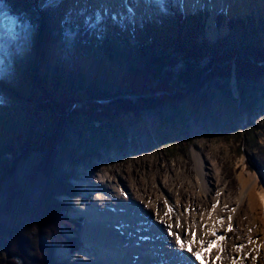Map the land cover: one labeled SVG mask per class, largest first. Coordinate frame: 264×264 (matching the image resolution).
<instances>
[{
	"label": "rangeland",
	"instance_id": "obj_1",
	"mask_svg": "<svg viewBox=\"0 0 264 264\" xmlns=\"http://www.w3.org/2000/svg\"><path fill=\"white\" fill-rule=\"evenodd\" d=\"M226 1L213 5L204 0H147L148 7L136 15L95 0H40V8L55 7L45 23L52 37L45 42L30 22L10 15L0 2V233L19 227L31 258L39 259L41 243L49 240L59 245L54 258L60 264H80L81 253L91 258L84 264H101L100 248H87L83 241L86 218L76 216L72 207L78 199L98 203L93 190L83 189L81 183H97L106 171L115 183L123 176L134 186L147 172L160 182L180 176L186 190L198 195L195 154L201 153L218 165L217 175L230 200L239 198L242 180L257 183L254 194L263 237L258 254L264 258V204L258 198L264 194V71L255 69L257 64L245 69L255 84L247 87L244 101L237 92L235 58L221 65L228 66V79L208 81L197 104L190 102L188 87L181 96L161 99L159 93L156 100L132 94L148 91L159 81L173 86L175 76L184 73L180 65L169 68L140 56V43L160 32L137 28L142 20L154 28L173 10L176 17H189L202 9L208 16L198 43L225 44L222 52L250 42L264 46V0ZM237 19L250 24V38ZM189 30L194 33V26L183 32L188 35ZM93 87L101 92L98 101L90 95ZM121 101L129 103L124 111L115 109ZM64 144L70 151L60 148ZM57 150L59 161L54 158ZM73 151L79 157L87 154L78 166ZM57 166L62 177L58 182ZM13 184L24 187L19 201L25 211L19 215L8 210ZM241 212H249L248 199ZM69 245L78 251L71 253L65 248ZM18 260L14 264H24ZM33 261L30 264L38 260ZM261 263L264 260L256 264Z\"/></svg>",
	"mask_w": 264,
	"mask_h": 264
},
{
	"label": "bare ground",
	"instance_id": "obj_2",
	"mask_svg": "<svg viewBox=\"0 0 264 264\" xmlns=\"http://www.w3.org/2000/svg\"><path fill=\"white\" fill-rule=\"evenodd\" d=\"M95 1L113 4L119 9L128 8L136 15L149 4L147 0ZM204 1L213 5L227 2ZM195 164L197 186L201 187L198 195L186 190L180 176L160 182L158 178H149L147 172L134 186L127 185L123 176L115 183L106 171L97 183L93 180L81 183L83 189L93 190L98 203L78 199L72 207L76 216L86 218L83 241L87 248H100L101 264H200L201 261L203 264H256L264 260L258 254V249H263V237L257 221L254 194L257 183H251V178L242 180L243 191L232 201L224 192V181L217 175L218 165L201 153L195 154ZM258 198L264 204V194ZM246 199L249 212L243 214L241 207ZM177 236L185 243L184 247L177 243ZM219 236L225 239L210 251H201L207 247L206 242L216 241ZM189 244L191 252L187 250ZM196 252H201L199 259ZM81 255L76 256L82 258L80 264L91 259L88 254ZM215 256L220 259L214 262Z\"/></svg>",
	"mask_w": 264,
	"mask_h": 264
},
{
	"label": "trees",
	"instance_id": "obj_3",
	"mask_svg": "<svg viewBox=\"0 0 264 264\" xmlns=\"http://www.w3.org/2000/svg\"><path fill=\"white\" fill-rule=\"evenodd\" d=\"M40 0H0L1 3L7 5L9 14L12 16H17L27 20L33 25L38 34L41 42H45L49 40L52 36L48 34L46 28V22L48 18L52 16L55 7H39ZM168 4V2H167ZM177 14V11L173 10L171 16H168L164 21H161L157 27H149L148 22L142 20L140 25L137 28L145 32L158 31L149 38V41L140 43L138 46V51L140 56H149L150 60L157 59L160 64H164L169 68H174L178 65L182 67L184 73L177 79V82L173 86H166L167 81H159L156 84L149 86L148 91H133L132 94L141 96L138 98L139 100H156L155 95L162 93L160 96L161 99L164 97H168L171 95H182L183 91L188 87L187 93L190 94L189 100L192 104H197L201 101L200 90L204 87L208 81L213 79L218 80H226L228 79V66L226 69H221V65L229 62L233 58H235V72H236V80L238 84V95L240 101H244L247 96V87L255 84L254 77L252 73H245V69L251 70V68H255L257 66L259 69L264 71V46L257 42H250L246 46H241L239 49L226 50V52H222L223 46L215 47L208 45L206 42H197V34L202 32L203 24L207 18V13L198 9L195 10L192 16L189 17H176L174 15ZM178 15V14H177ZM201 16L200 18L198 16ZM172 21H171V19ZM178 18L177 24L174 25L173 20ZM196 20V22H194ZM238 22H241L240 28L245 30V37L250 38L249 34L246 32V27H250L249 23L245 24L244 22L237 19ZM160 26V27H158ZM188 26H194L193 30H189V34H186V30ZM252 34L255 35L257 33V28L252 26ZM170 36H164L163 33H171ZM263 31V30H262ZM183 33V34H182ZM177 57V59L175 58ZM257 64V65H256ZM34 73H32V82L34 83ZM180 84H184L185 87H180ZM216 86V84H214ZM50 92V91H49ZM90 95L92 96L93 101H98L97 99L100 97L101 92L93 87L90 91ZM48 95V92H47ZM122 95H129L123 93ZM0 97L1 93H0ZM142 97H145L142 99ZM153 98V99H152ZM160 99V100H161ZM92 101V100H91ZM129 103L126 101H121L115 109H119L124 111V106H128ZM122 107V108H121ZM116 116L111 118V121H114ZM98 120V119H97ZM110 121V122H111ZM35 144V143H34ZM57 148H59L57 146ZM60 148L62 150H69L68 147L64 144ZM59 148V149H60ZM74 152V151H73ZM60 150H57L54 154V158L59 161L60 158ZM74 152V156H76ZM78 163L84 162L87 154H82L76 156ZM75 160V159H74ZM80 161V162H79ZM58 165V163H57ZM55 181L62 179L60 171L58 170V166L54 172ZM68 178H63V182H68ZM24 190L23 185L21 184H13L9 189L8 194V202H9V211H15L16 215L20 213H24L25 209L20 204L19 201V192ZM20 212V213H19ZM73 235H75L74 231H71ZM49 240L45 243H41V251L39 259L31 258L28 256L30 245L27 241V238L24 236V233L21 232L19 227H12L11 229H1L0 233V264H14L18 259L24 262V264H30L29 260H38L37 264H60L54 258V252L57 246H54L53 243L48 244ZM76 242V241H75ZM67 248L71 253L78 251L76 246H67ZM6 258L5 262H2L1 259ZM15 262H14V261ZM33 261V262H34Z\"/></svg>",
	"mask_w": 264,
	"mask_h": 264
},
{
	"label": "snow or ice",
	"instance_id": "obj_4",
	"mask_svg": "<svg viewBox=\"0 0 264 264\" xmlns=\"http://www.w3.org/2000/svg\"><path fill=\"white\" fill-rule=\"evenodd\" d=\"M229 231H231V228H229ZM176 239H177V243H179L181 245V247H184L185 246V243L180 240V237L179 236H177ZM224 239L225 238L223 236H219V237H217L216 241H208V242H206L207 243V247L205 249H202L201 251L202 252H208V251H210L211 248L213 247V245H216L219 241H223ZM193 242H194V240H193ZM201 243H204V242L202 241ZM187 250L189 252L192 251V248H191L190 244L188 245ZM195 256L199 259L201 257V252H196L195 253ZM216 259L218 260V259H220V257L217 256ZM201 264H203V261H201Z\"/></svg>",
	"mask_w": 264,
	"mask_h": 264
},
{
	"label": "water",
	"instance_id": "obj_5",
	"mask_svg": "<svg viewBox=\"0 0 264 264\" xmlns=\"http://www.w3.org/2000/svg\"><path fill=\"white\" fill-rule=\"evenodd\" d=\"M17 261H19V260H17Z\"/></svg>",
	"mask_w": 264,
	"mask_h": 264
}]
</instances>
